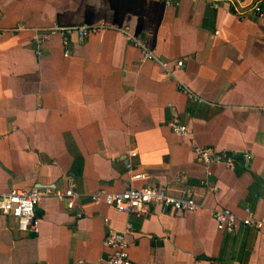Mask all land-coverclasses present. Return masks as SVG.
<instances>
[{"label":"crops","instance_id":"crops-1","mask_svg":"<svg viewBox=\"0 0 264 264\" xmlns=\"http://www.w3.org/2000/svg\"><path fill=\"white\" fill-rule=\"evenodd\" d=\"M254 1L0 0V195L48 191L38 232L0 211V264H106L109 229L128 224L133 264H264V18ZM55 25L94 30L40 43ZM195 147L234 167L198 161ZM146 185L198 207L127 214L93 199ZM69 187L73 208L55 196ZM221 207L263 225L221 231Z\"/></svg>","mask_w":264,"mask_h":264},{"label":"built area","instance_id":"built-area-1","mask_svg":"<svg viewBox=\"0 0 264 264\" xmlns=\"http://www.w3.org/2000/svg\"><path fill=\"white\" fill-rule=\"evenodd\" d=\"M249 10L260 18H264V0H255ZM94 30V27L88 25L62 27L60 25L53 26L49 34L39 36L40 43H46L50 35L61 34L64 43H68L69 35L79 33L86 35L89 31ZM139 44H142L140 41ZM145 58L155 59L153 51L147 50ZM165 67L167 62L162 63ZM184 66V61L176 62V67L181 69ZM180 89L189 93V89L180 85ZM172 131L176 134H185L187 127L179 123H171ZM197 160L204 163L225 162L230 167H234L233 159L226 153H219L214 149L207 147H195ZM247 158L252 155L250 152L244 153ZM135 177H140L136 175ZM48 191H42L39 188L22 190L12 188L9 191L0 195V211L17 219L20 230L38 232L39 220L36 217V208L40 202L46 197ZM59 199L66 201L68 208L75 206V198L77 193L73 187H69L63 193L55 194ZM93 199L96 202H103L113 206L118 211L131 214L147 213L152 205H159L163 209H172L182 212L193 211L198 207L197 202L191 196L177 197L170 194L163 188L153 185H146L140 188L129 187L123 191L110 192L105 189H100L93 194ZM215 219L217 227L221 231L233 232L238 227L239 223L244 225H253L261 227L263 221L256 219L252 211L247 209V214L244 217H239L232 209L221 207L215 210ZM132 234V226L128 224L124 230L109 229L106 237V245L111 250L106 259V264H133L130 249Z\"/></svg>","mask_w":264,"mask_h":264}]
</instances>
